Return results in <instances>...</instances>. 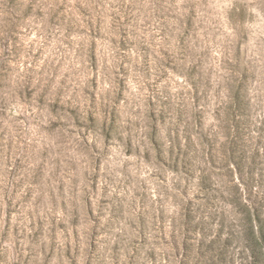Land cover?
I'll return each instance as SVG.
<instances>
[{
    "label": "rangeland",
    "instance_id": "obj_1",
    "mask_svg": "<svg viewBox=\"0 0 264 264\" xmlns=\"http://www.w3.org/2000/svg\"><path fill=\"white\" fill-rule=\"evenodd\" d=\"M0 264H264V0H0Z\"/></svg>",
    "mask_w": 264,
    "mask_h": 264
}]
</instances>
